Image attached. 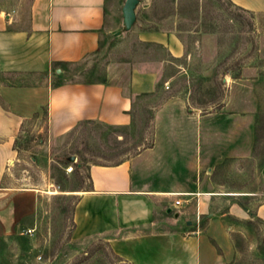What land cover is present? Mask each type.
<instances>
[{"label": "crops", "instance_id": "1", "mask_svg": "<svg viewBox=\"0 0 264 264\" xmlns=\"http://www.w3.org/2000/svg\"><path fill=\"white\" fill-rule=\"evenodd\" d=\"M125 1L31 0L24 17L0 11V240L29 227L37 210L38 188L8 183L20 133L30 123L44 120L48 141L84 123L127 128L140 99L180 76L181 38L158 24L144 26L146 0H138L129 34L141 51L127 52L101 80H63L66 67L95 55L104 36L120 29ZM228 1L264 22V0ZM228 80L235 106L224 102L220 114L198 116L168 101L149 146L115 164L88 167L87 187L68 192L76 197L74 239L100 237L127 264L232 263L228 216L264 222V203L249 214L231 198L243 192L223 189L211 176L227 158L250 157L254 148L255 82ZM180 208L188 211L178 216Z\"/></svg>", "mask_w": 264, "mask_h": 264}, {"label": "rangeland", "instance_id": "2", "mask_svg": "<svg viewBox=\"0 0 264 264\" xmlns=\"http://www.w3.org/2000/svg\"><path fill=\"white\" fill-rule=\"evenodd\" d=\"M30 2L0 0V11L24 17ZM144 7L140 13L141 21L148 20L143 21L144 26L156 28L158 24L162 30L174 31L181 38L186 59L180 61V76L166 85L160 82L154 97L137 102L130 127L84 123L48 141L42 120L33 121L20 133L19 162L12 168L8 183L18 188L35 187L41 193L29 227L0 240L2 264H127L100 237L74 239L72 209L76 197L68 192L87 187L89 166L112 165L149 146L156 117L162 115L166 102L184 103L186 111L193 110L198 116L220 114L224 102L234 105L228 78L255 82L254 102L258 109L254 148L250 157L227 158L213 169L211 176L223 189L241 190L243 193L231 198L240 206L249 207V214L264 203L263 20L228 0H146ZM120 17V29H111L104 36L95 55L66 67L63 80H101L108 67L114 68L126 59L127 52L141 51V47H134L129 34L135 21L126 30L121 14L118 20ZM236 114L227 113L228 120L236 121ZM68 167L71 172L66 171ZM214 203L223 206L220 200ZM186 211L187 208L176 210L178 216ZM189 218L186 216L185 220ZM204 218L200 217V223ZM228 222L236 248L231 264H264V222L235 215L228 216Z\"/></svg>", "mask_w": 264, "mask_h": 264}, {"label": "water", "instance_id": "3", "mask_svg": "<svg viewBox=\"0 0 264 264\" xmlns=\"http://www.w3.org/2000/svg\"><path fill=\"white\" fill-rule=\"evenodd\" d=\"M138 0H126L122 8L123 23L126 30H129L135 21V8ZM74 158H71L73 161Z\"/></svg>", "mask_w": 264, "mask_h": 264}, {"label": "built area", "instance_id": "4", "mask_svg": "<svg viewBox=\"0 0 264 264\" xmlns=\"http://www.w3.org/2000/svg\"><path fill=\"white\" fill-rule=\"evenodd\" d=\"M66 171L67 172H71L72 171V168L71 167H68ZM175 205L176 206H179L180 205V201L179 200L175 201Z\"/></svg>", "mask_w": 264, "mask_h": 264}, {"label": "trees", "instance_id": "5", "mask_svg": "<svg viewBox=\"0 0 264 264\" xmlns=\"http://www.w3.org/2000/svg\"><path fill=\"white\" fill-rule=\"evenodd\" d=\"M248 211H249V209H248ZM250 214H251V215H254V212L250 211Z\"/></svg>", "mask_w": 264, "mask_h": 264}]
</instances>
